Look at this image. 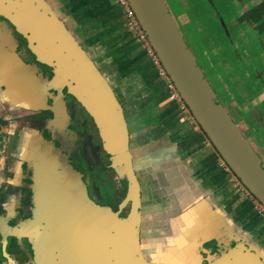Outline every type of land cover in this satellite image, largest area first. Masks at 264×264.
<instances>
[{
    "label": "water",
    "instance_id": "obj_1",
    "mask_svg": "<svg viewBox=\"0 0 264 264\" xmlns=\"http://www.w3.org/2000/svg\"><path fill=\"white\" fill-rule=\"evenodd\" d=\"M128 1L189 112L231 171L264 205V161L205 76L167 1ZM60 14L68 26L58 17ZM0 16L24 35L40 62L55 69L56 78L92 117L111 168L128 183L123 206L130 202L131 209L129 217L123 220L118 216L120 211L114 213L110 207L98 205L90 198L82 178L68 166L67 155L52 141L39 132L31 134L26 130L14 147L21 151L19 154L16 151L15 157L29 164L36 205V220L32 224L44 225L36 246L38 264L89 261L97 252L93 244L99 245L100 264H111L114 259L115 264H149L140 250L142 195L133 162L128 108L92 45L83 40L69 11L58 0H0ZM14 46L7 22L0 20V101L16 106L17 110L29 111L27 105L45 110L48 106L44 87ZM142 141L144 144L145 140ZM142 148L146 152L148 147ZM209 204L208 201L207 208L200 206L199 210L190 204L189 210L217 209ZM29 228L30 224L15 228L13 234L27 235ZM238 228L241 226L229 219L228 252L216 264H264V254L253 252L246 245L245 230ZM232 243L235 246L230 248Z\"/></svg>",
    "mask_w": 264,
    "mask_h": 264
},
{
    "label": "flooded vegetation",
    "instance_id": "obj_2",
    "mask_svg": "<svg viewBox=\"0 0 264 264\" xmlns=\"http://www.w3.org/2000/svg\"><path fill=\"white\" fill-rule=\"evenodd\" d=\"M208 1L214 5L213 0ZM231 1L242 2L244 6L240 9L241 11L232 26L249 25L257 32L261 47L264 48V40L261 37L264 30L258 29L257 24L253 21L243 18L245 13L254 9L261 0H246L248 5L245 4V0ZM58 17L68 26L61 14ZM218 18L226 33L230 35L227 23H224L221 16ZM0 20L7 22L18 56L31 67V70L40 79L47 97L46 106H48L45 110L40 111L29 105H27L29 111L22 108L17 110L15 109L16 106L0 101V123L5 127L8 138L10 131H12L10 135H13V140L8 144L4 153L6 157L3 166L4 179L0 181V264H38L39 257L36 246L40 239L39 233L43 230L44 225L37 227L32 224L36 220V205L32 189L33 183L30 180L29 164L18 160L17 156L15 157L18 150L14 147V144L22 139L26 130L31 134L39 132L46 139L52 141L62 154L67 155L68 166H71L75 175L82 178L90 198L98 205L110 207L114 213L120 211L118 216L123 220L129 217L131 209L130 202L123 206L128 193V183L126 180L120 179L111 168L109 157L103 148L94 120L75 97L68 92V88L56 78L55 69L40 62L39 57L29 49L28 40L8 20L1 16ZM234 55L238 61L243 63V57L239 52L235 51ZM256 57L255 64H249V60L243 59L246 63L243 69V81L245 83L253 82L255 87L258 84L260 88L264 89V68L260 71V68L264 67V57L261 62L259 61V64V55ZM186 115L195 121L190 112ZM263 116L261 117L262 120H264ZM237 117L242 124L244 116L237 114ZM126 118L130 129L134 168L141 186L142 209L139 237L143 258L149 264H166V261H169L167 264H216L228 252L229 219L238 227V223L233 220L235 215L233 216L226 209L223 210L215 205L216 203H213L216 201L215 198L210 202V198H213V192L208 191L206 194L205 191H201L199 195L195 196L193 193L194 185L192 186V180H189L190 172L187 169L179 170L175 164L167 167V165L162 164L161 157L153 162L148 159V156L143 155L142 140L148 135L145 131L149 126L143 125L145 123L134 124L129 115ZM55 123L58 126H55ZM242 126L244 127L243 124ZM155 127L154 123L150 126L153 128L152 135L156 136ZM205 137L213 149L212 155L217 160L219 168L224 167L232 182L236 175L225 163L208 137L206 135ZM249 137L251 138L250 133ZM155 154L158 153L152 152V155ZM11 161H14V164H11ZM227 167L229 172L226 170ZM179 173L185 175L186 178L189 176V182L182 185ZM218 173H220L219 170ZM155 177L160 178L159 185L152 183ZM220 177L226 187V177ZM147 184L154 198L148 197ZM235 191L238 192L237 189ZM238 194L243 198L239 192ZM208 201L209 205L218 210L190 212L189 209H192L190 204L193 205L194 209L200 206L206 209ZM243 205L246 211L241 213L240 217L245 219V217L250 216L248 219L253 221L256 214L253 206L244 198ZM202 219L206 220L203 221ZM248 221L247 227L238 228V230L245 229L248 238V242L245 241L246 245H249L253 252L257 255L261 252L264 254V242L259 237V227L251 220ZM28 224L31 228H29L27 235L13 234L15 228L18 230ZM93 230L97 231L98 229ZM240 241L243 242V239ZM94 246H96L97 252L92 255V259L86 262L80 261L79 264H100L98 258L99 245L93 244V248ZM231 246L230 248H233L235 243H232ZM49 248H51L50 244ZM164 249L167 250L164 251ZM115 263L116 260L114 259L111 264Z\"/></svg>",
    "mask_w": 264,
    "mask_h": 264
},
{
    "label": "crops",
    "instance_id": "obj_3",
    "mask_svg": "<svg viewBox=\"0 0 264 264\" xmlns=\"http://www.w3.org/2000/svg\"><path fill=\"white\" fill-rule=\"evenodd\" d=\"M59 3L69 11L75 22L74 27L83 40L92 45L95 56L125 101L132 122L145 123L143 125L149 126L145 131L148 135L143 137L144 144L142 141V144L148 147L145 148L146 152H143V155L150 157L149 154L156 151L157 156L148 158L149 160L156 161L161 155L163 165L168 167L175 164L179 170L187 169L190 172L189 180H192V186L194 185L195 196L201 191H205L206 194L208 191L213 192L210 202L215 198L216 201L213 203L235 215L233 220L238 226L247 227L248 220L252 221V219H248L250 216L245 219L240 217V214L246 211L243 198L235 191L224 167L219 168L217 160L212 155L213 149L200 127L188 115L181 112L177 102L170 99L166 81L159 76L151 57L135 34L128 29L120 7L115 6L112 0H59ZM180 19L184 26L188 24L187 22H191L185 14L180 15ZM242 61L243 63L233 59L231 55L229 58L226 57L225 61H221L224 71L217 70L213 81L217 80L221 83L220 91L225 87L226 80L234 88V94L226 96L227 92L223 90L222 96L227 97L229 101L231 99L229 105L235 104L234 109L240 107L236 114L243 117L246 115L242 114L245 113V106L252 99L253 89L246 88L243 81V69L246 63L243 59ZM239 89L244 91L240 97ZM260 98H264V95ZM248 118L257 129V136L260 139L256 143L258 146L255 145L264 156V120L256 117ZM153 123L157 130L156 136L151 133L153 128L150 126ZM248 131L252 134L250 129ZM6 132L5 127L0 123V181L4 179L3 166L6 161L4 153L11 142V137L8 138ZM180 173V183L182 185L188 183L189 176L186 178ZM220 176L226 177V187ZM152 183L159 185L160 178L155 177ZM148 184L146 186L148 197L154 198ZM255 213L252 222L259 227V237L264 242V218L256 211Z\"/></svg>",
    "mask_w": 264,
    "mask_h": 264
},
{
    "label": "rangeland",
    "instance_id": "obj_4",
    "mask_svg": "<svg viewBox=\"0 0 264 264\" xmlns=\"http://www.w3.org/2000/svg\"><path fill=\"white\" fill-rule=\"evenodd\" d=\"M166 1L205 76L212 84L215 92L224 106L228 109L234 121L263 159L264 156L261 155L260 150L257 147L258 145L256 144L260 139L257 136V129L248 117L261 119L264 115V98H260L264 95V89L257 88L253 90L252 99L245 106V113H243L246 114L242 123L244 125L243 127L236 114L240 107L234 109L235 104L229 105L231 99L229 101L227 97L222 96L223 92L220 91L221 83L217 80L216 82L213 81L215 80V73L217 70L219 72L224 71L221 66V61H225L226 57L229 58L230 55L235 54V51L239 52L243 59L249 60V64L256 63L257 55H259L258 59H260L258 60V64L264 57V48L263 46L261 47L259 36L253 28H250L249 25L232 26L241 11L240 9L244 8L242 5L243 3H236L231 0H213L214 5H211L208 0ZM112 2L115 6H119L118 0H112ZM244 2L248 5L246 0ZM184 14L191 21L190 23L187 22L188 24L185 26L180 19V15ZM219 16L223 18L225 24L227 23L226 25L229 29L230 35L224 30L222 22L218 18ZM130 31L134 33L133 30ZM261 37L264 40V34L261 35ZM241 69H243V67ZM225 82L228 83L227 80ZM243 92V89H239L238 96L240 97ZM237 103L239 104V102ZM9 128L12 130L11 127ZM248 129L252 131L251 138L249 137L250 132ZM11 133L12 131H10L9 136L11 137V140H13V135H10ZM243 198L247 201L245 196H243ZM166 250L167 249H164V251Z\"/></svg>",
    "mask_w": 264,
    "mask_h": 264
},
{
    "label": "built area",
    "instance_id": "obj_5",
    "mask_svg": "<svg viewBox=\"0 0 264 264\" xmlns=\"http://www.w3.org/2000/svg\"><path fill=\"white\" fill-rule=\"evenodd\" d=\"M119 7L126 19L127 27L129 30H133L134 34L139 41V43L145 48L148 55L151 57L153 64L155 65L159 75L166 81L169 92H170V99L178 103L181 112L185 114H189V110L181 99V96L177 92L174 84L170 80L166 70L162 66L159 58L157 57L156 53L154 52L153 48L151 47L147 36L145 35L143 29L141 28L136 15L129 3L128 0H118ZM190 119H192L190 117ZM226 170L229 172V168L227 167ZM232 183L234 187L238 190V192L247 198L250 204L253 206L255 211L264 218V205L245 187V185L240 181L237 176H234L232 179Z\"/></svg>",
    "mask_w": 264,
    "mask_h": 264
},
{
    "label": "trees",
    "instance_id": "obj_6",
    "mask_svg": "<svg viewBox=\"0 0 264 264\" xmlns=\"http://www.w3.org/2000/svg\"><path fill=\"white\" fill-rule=\"evenodd\" d=\"M243 18L245 20H251V21H253V23L257 24L258 29H260L261 31H263L264 30V0H261L260 3L254 9H252V10L248 11L247 13H245V15H244ZM231 57H233V59L237 60L234 54L231 55ZM244 68H245V66H244ZM263 68L264 67L260 68V71H262ZM245 84H246V86H247V88L249 90L254 89V88L255 89L260 88V86H258V84L255 87L254 84H253V82H251V83L246 82ZM224 86L225 87H223V90L226 91L227 93H229L230 95H232V94L235 93V90H234V88H232V86L228 85L227 83L224 84ZM223 90L221 92H223Z\"/></svg>",
    "mask_w": 264,
    "mask_h": 264
}]
</instances>
